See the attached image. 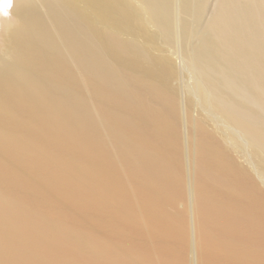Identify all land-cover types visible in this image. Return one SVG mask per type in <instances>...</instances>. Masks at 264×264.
<instances>
[{"label":"bare ground","instance_id":"6f19581e","mask_svg":"<svg viewBox=\"0 0 264 264\" xmlns=\"http://www.w3.org/2000/svg\"><path fill=\"white\" fill-rule=\"evenodd\" d=\"M188 197L206 264H264V0H0V264H183Z\"/></svg>","mask_w":264,"mask_h":264},{"label":"rangeland","instance_id":"374dc122","mask_svg":"<svg viewBox=\"0 0 264 264\" xmlns=\"http://www.w3.org/2000/svg\"><path fill=\"white\" fill-rule=\"evenodd\" d=\"M149 29L151 31H154V28H152L151 26ZM202 35H206L205 32H203ZM198 45H199V41H196L194 43V46L197 47ZM192 51H194V49H191L190 53H193ZM164 55H166L171 60L173 66L177 69L178 74H179L178 80L176 79L173 82V84L174 85H177V83H178V85L184 84L185 87H187V88L189 87L191 89L193 84L195 83V79L192 77L188 68L184 65V59L181 56V54L176 50H167L164 52ZM187 95H188V93L186 92V90H185V92H184V90H182L179 93L178 99H179V104H180V108H181V118H182L181 133L183 134L182 145H183V149H184L183 150L184 170L186 173V182L189 184L190 183L191 170H190L189 157H188V155L186 156V152H187V154H189L191 151L192 135L190 132V125L188 123L189 122V115H188V108H187ZM195 106L196 105H194L191 108L192 110H190V116L194 119L197 118L199 115L198 106L197 107H195ZM233 156H235L234 158L237 160V162H240L241 164L243 163V165L245 164L244 160L240 159V157L236 153H234ZM176 209H178V211H181V212L184 211V213L186 214V226L187 227H185V235H187V236H185V238L188 240L185 239V240H183L185 242H181L178 244L175 243L176 245L172 244V246H174L177 249V251L181 252L180 253L181 259H183V258L186 259V261L182 260L183 264H206V262L203 259V256H200V254L202 252L200 251V249L198 247H195V246H197L196 245L197 227H196L195 217L193 216L194 215L193 214V206L191 205L190 198L188 197L186 202H184V203L182 201V203L180 202V204H176ZM186 210H188V211L186 212ZM74 221L76 223L83 225V226H85V225L89 226V223L87 221L83 220V218L81 216H78L77 218H75ZM187 229L189 231H187ZM100 231H99V233L105 236L106 233L109 232V229H102ZM139 240L141 243L143 242V243L149 244L147 242V240L145 241L144 238H141ZM184 243H185V245H184ZM157 244H158V241L156 240L153 244H150V245L155 246ZM185 249H186V251H183ZM202 261H204V262H202ZM184 262H186V263H184Z\"/></svg>","mask_w":264,"mask_h":264}]
</instances>
